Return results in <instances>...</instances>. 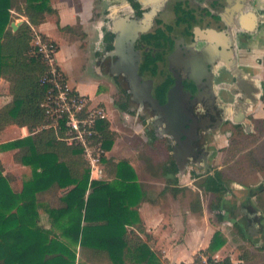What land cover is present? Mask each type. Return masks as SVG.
I'll return each instance as SVG.
<instances>
[{"label": "trees", "instance_id": "trees-1", "mask_svg": "<svg viewBox=\"0 0 264 264\" xmlns=\"http://www.w3.org/2000/svg\"><path fill=\"white\" fill-rule=\"evenodd\" d=\"M17 0H0V76L10 83L12 101L0 108V130L9 124L27 126L30 134L24 138L4 144L3 148H19L14 154L17 163L31 165L33 177L24 182L21 192L16 193L11 185L12 175L3 174L0 162V264H74L76 252L39 225V202L54 187L68 189L57 202H65L60 208H49L48 212L60 220L64 235L82 247L89 262L98 264H163L155 252L128 225L140 222L137 209H132L141 200V184L133 167L126 161L116 162L104 156L108 167L116 170L117 180L90 181V166L78 146L68 145L57 138L56 130L49 126L41 102L48 86L41 82L47 64L39 57L29 54L33 32L29 24H23L13 32L10 23V8ZM51 0H24L17 5L34 25L45 21L47 14H57L50 5ZM72 29L73 27H61ZM46 39V37H44ZM106 48L111 49L112 34L106 32ZM122 91L129 96L123 87ZM120 106L130 110L129 97ZM108 121L98 125L103 134L105 150L113 145ZM150 140L143 142L136 137L137 145L146 151L161 142L168 157L160 162L165 174H177L178 167L170 154L171 144L151 131ZM151 157V156H150ZM153 158V157H152ZM156 162V159H154ZM199 176V175H198ZM197 177V175L195 176ZM178 179L176 178V181ZM206 193L217 197L215 208H219L228 191L229 183L220 171L207 173L197 181ZM38 194H42V198ZM220 219L222 215H218ZM238 226L237 224H235ZM226 243L222 231L217 230L206 249L195 256L194 264L206 255L210 264H234L230 257L216 261L212 256ZM246 260H251L249 254Z\"/></svg>", "mask_w": 264, "mask_h": 264}, {"label": "crops", "instance_id": "crops-1", "mask_svg": "<svg viewBox=\"0 0 264 264\" xmlns=\"http://www.w3.org/2000/svg\"><path fill=\"white\" fill-rule=\"evenodd\" d=\"M74 1L51 0L50 5L53 9L57 10V14H47L44 22L39 25H34L17 8V5L24 6V0H17L15 1V6H11L10 8L9 25L12 27V31L15 32L23 24H29L33 32L32 45H34V35L36 33L43 38L46 37V39L55 41L58 46L57 65L65 74L69 86L81 94L88 95L94 104H100L107 109L108 119L106 121L109 123L108 129L112 135L113 145L111 149L106 150L105 157L106 159L113 158L116 162L126 160L135 170L137 182L141 184V200L137 206L131 207V210H138L140 222L128 225L127 229L140 235L163 264H194L195 256L209 246L214 233L217 230L221 231V229L215 230L214 225L206 220V206L204 202H177L175 197H173V202H163V196L169 194V192L178 193L181 189L188 187L190 183H194L198 191H202L203 189L197 185V181L202 179L207 172H199L191 166L185 165L182 170L178 168V172L175 175L165 174L159 167V164H161L159 162H164L165 158L168 157L166 152V157L163 160L156 159L150 152V148L143 151L137 145L136 137L142 139L143 142H147L150 139L139 131L133 133L123 132L126 122L130 120V117H134L135 108L129 107L130 110L122 108L120 104L124 101L115 105V102L109 99V93L101 89L104 78L108 77L102 65L101 57L106 46L105 34L110 31V28L107 27L104 19L100 17L101 14L96 4L97 0H77L78 4ZM57 20H59L61 27L70 26L73 28L60 29ZM14 22H19L16 28L12 26ZM242 23L243 63L256 68L264 80V0H257L256 8L243 13ZM248 29H252L253 31L249 32ZM71 57H76L77 59L80 57L82 60L85 58L88 60L87 65L92 63L93 75L92 78L89 77V80L86 81V85L73 79V60L71 61ZM80 62L82 63L81 60ZM91 90L92 93L89 92ZM12 99L13 96L10 92L9 81L0 76V108L9 104ZM108 105L112 107L113 111L109 110ZM140 111L142 110L137 108L136 113ZM255 118L264 121V101L257 107ZM115 121L120 123L119 128H114L113 123ZM3 133H15L17 135L9 141L21 139L30 134L27 126L14 123L0 130V137ZM258 134L261 139L260 143L257 144L259 150L256 147H252L251 152L241 156L238 152L245 147L246 144L243 143L239 146V149L229 153L231 157L239 155L232 163L237 170L240 171L243 169L248 171L251 167L264 169V163L262 161L264 157V124L260 126ZM57 138L60 139L59 133H57ZM18 150L19 148H13L4 152L0 151V162L4 169L3 173L4 175L13 176L10 179V185L16 193L22 191L27 178L18 176L16 172L10 170L11 168L8 169V166L13 165L14 168L19 165V167L22 166L25 169H29V166L17 163L14 160V154ZM254 151H256V154H254ZM9 153L12 154L11 163H9L5 156H8ZM224 154L220 153L214 160L215 163ZM259 156H262L260 161L257 160ZM154 159L159 162H155ZM103 163L105 166V177L101 180L108 182L117 180L116 170L109 168L104 159ZM215 170L220 171L223 178L229 181L227 182L230 183L232 191L225 195L219 208H215L217 202H211V205L215 209L217 216L222 215L223 221L226 219L231 220L233 225L237 227L238 231L236 232L249 241V246H239V249L243 250V253L241 252L238 261L240 263H250L252 261L246 260L245 257L246 254L253 255L250 250L257 252V247L264 252V211L253 199V195L264 192V183H257L253 180L257 174H260L259 172H251V177L248 182L239 178L238 184L231 185L230 180L226 178L222 170L219 168ZM163 175L167 176V178L164 179L162 177ZM196 175L197 177H195ZM176 178L178 179L177 181ZM67 191L68 189L54 187V190L48 191L45 194L46 199L40 200L39 202V225L50 232L49 235L51 238L57 236L64 239L61 236L63 230L58 223L59 221L65 223L68 218L62 216L60 220L55 219V216L51 215L48 209H57L65 206V202H57L58 199H55V197L60 196L62 198ZM38 195L42 198V194ZM232 213L235 214L234 217H232ZM256 215L259 218L255 224V232L245 230L244 233V230L242 231L243 224L247 223L248 226L251 221H255L254 217ZM222 220L220 219V222ZM226 244H228V241ZM66 245L69 246L68 244ZM71 249L76 252L77 258L81 262H84V264H98L89 262L86 259L80 244L75 243ZM225 251L226 247H222L213 256L219 260L230 257L234 264L239 263L235 260L234 253H226ZM202 256L203 254L200 255L201 258ZM202 262L203 260L201 259L199 264H203ZM106 264L109 263L106 262Z\"/></svg>", "mask_w": 264, "mask_h": 264}, {"label": "flooded vegetation", "instance_id": "flooded-vegetation-1", "mask_svg": "<svg viewBox=\"0 0 264 264\" xmlns=\"http://www.w3.org/2000/svg\"><path fill=\"white\" fill-rule=\"evenodd\" d=\"M97 2L110 28L113 45L111 49L104 47L101 62L107 76L120 84L123 101L129 97L130 108L141 109L130 94L122 91L126 75L118 69L119 56L106 55L114 49L122 26L129 31L138 25L145 27L136 39L129 40L127 49L131 44L132 49L126 53L132 52L130 57L136 58L138 75L152 83V94L160 104L169 101V92L177 80L182 83L174 117L183 126L173 129L163 116L160 117L163 125L159 126L155 123L158 119H153L144 108L150 116L148 124H152V129L147 130L148 139L151 131H155L161 140L171 144L172 152L175 138L167 132H173L182 141L179 154L187 156L183 165L212 174L217 171L214 160L220 153L234 152L243 143L245 147L238 152L241 156L251 152L252 147L259 150L258 131L264 121L255 117L257 107L264 101V80L256 68L243 63L242 52L243 13L256 8L257 0ZM121 13L128 17L125 22ZM251 169L240 170L246 182L251 172H259L255 167ZM229 188L226 195L232 191L230 183ZM263 193L253 195V199L264 211ZM258 218L256 215L248 226L244 223L242 231L250 230ZM255 224L250 232H255Z\"/></svg>", "mask_w": 264, "mask_h": 264}, {"label": "built area", "instance_id": "built-area-1", "mask_svg": "<svg viewBox=\"0 0 264 264\" xmlns=\"http://www.w3.org/2000/svg\"><path fill=\"white\" fill-rule=\"evenodd\" d=\"M57 52L55 41L45 39L37 33L34 35V45L29 54L41 58L48 67L41 77V82L48 86L41 107L49 126L59 133L60 139L82 149L90 166V181L101 180L105 177L103 159L106 150L98 125L108 119V111L104 106L94 104L88 95L69 86L65 74L57 65ZM201 259L203 264H210L207 256L203 255Z\"/></svg>", "mask_w": 264, "mask_h": 264}, {"label": "rangeland", "instance_id": "rangeland-1", "mask_svg": "<svg viewBox=\"0 0 264 264\" xmlns=\"http://www.w3.org/2000/svg\"><path fill=\"white\" fill-rule=\"evenodd\" d=\"M74 2L78 4L77 0H75ZM98 2L96 1V4ZM102 13H104V12H102ZM96 17H98V16L96 15ZM100 17L102 19H104L105 16H104V14H101ZM75 58L76 57H73V58L71 57V61L73 60L72 61L73 74H74L73 79L76 80L77 82L81 83V84L86 85V83H87L86 81L89 80V77L92 78L93 65H92V63L87 65L88 60L85 58H83V60L80 59V57L78 59L77 58L75 59ZM80 60L82 61V63L80 62ZM70 73H71V70H70ZM101 89L103 91H107L109 93V99L114 101L115 105H117V103H119V102H122L124 99L122 92H121L120 84L110 77L104 78ZM89 92L92 93V90ZM108 107H109L110 111H113L111 106L108 105ZM117 108H118V106H117ZM136 111H137V107L135 108V113H136ZM135 113H134V117L133 118L130 117V120L128 122H126L123 132L124 133L125 132H129V133L132 132L133 133L135 131H139L141 134L145 135V137L149 138V134H148L147 130L150 128L152 129V124H148V120L150 119L149 114L147 112H145V110L140 111L139 113L137 112L136 114ZM119 124L120 123L118 121H115L113 123L114 128H116V127L119 128ZM15 136H17L15 133H5V134L3 133V134H1L0 151L4 152V151H8L10 149H13V148H3L2 146L4 144L12 142L9 140L12 137L14 138ZM150 152L153 154V156L156 159H159V160H163L167 154V153L165 154L164 145L161 142H158V144L156 145L155 148H150ZM5 156L7 157V160L9 161V163H11L12 162V154L9 153L8 156L7 155H5ZM238 156L235 155V156L231 157L228 153H225L214 164L215 169L219 168L220 170H222L224 175H226V178H228L230 180L231 185L238 184L239 178H243V176H242L243 172L237 170L232 164L233 161L236 160ZM261 158H262V156H259V159H257V160L260 161ZM262 161L264 163V157L262 158ZM156 162H159V161H156ZM26 166H29L28 167L29 169H27V168L25 169L22 166L19 167V165L15 166L14 168H13V165L8 166V169L11 168L10 170H13V172H16L17 175L22 177V178L23 177L27 178L26 181H28L33 177V167L31 165H26ZM20 168H23V169H20ZM255 169H256V167H255ZM257 170H259L260 174H257L253 180H255V182H257V183H260V182L264 183V169L258 168ZM251 171H256V170L251 169ZM162 177L164 179L167 178V176H165V175H163ZM106 182H108V181H106ZM176 193L169 192V194H165L163 196L164 197L163 202H173V197H175V199H177V202H204L205 206H206L205 207L206 220L214 225L215 230L221 229V231H223L222 233H223L224 237L226 238V243L228 241V244L225 243L223 246V248L226 247L225 252L226 253H232V254L234 253L235 260L237 262H239L238 261L239 256L241 255V252L243 253V250L239 249V246H246V245L249 246V243H248L249 241L245 237L240 236L236 232V231H238L237 227H235L233 225V222L231 220L226 219L223 221L221 219L222 222H220V218L217 216L215 209L211 205V202H218L216 195L205 193L203 190L198 191V189L196 188L194 183H190L188 185V187H185V188L181 189V191H179L177 194ZM263 196H264V194H263ZM38 212H39V207H38ZM41 213H42V211H41ZM231 215H232V217H234L235 214L232 213ZM39 216H40V212H39ZM61 236L66 240H64L60 237H57V236H54L52 238H57L59 241L63 242L64 244L65 243L68 244L72 248V246L75 243H74V241H72L70 236L64 235L63 232H62ZM252 245H253V243H252ZM69 246H67V247L70 248ZM250 248H251V245H250ZM256 249L258 250L257 252L254 250H250L253 254L251 256L252 262H250V263H240L239 262L236 264H264V252H262V249H260V248L256 247ZM247 250H248V248H247ZM74 264H84V262H81V260H79L76 256Z\"/></svg>", "mask_w": 264, "mask_h": 264}, {"label": "water", "instance_id": "water-1", "mask_svg": "<svg viewBox=\"0 0 264 264\" xmlns=\"http://www.w3.org/2000/svg\"><path fill=\"white\" fill-rule=\"evenodd\" d=\"M124 13H121V15L123 16L122 21L125 22L128 17ZM18 25L19 22L12 23L13 28H16ZM144 29V25H138L129 31L130 29L122 26L116 37L114 49L106 52V55L119 56L118 69L122 70V72L126 75V79H123V81H126L125 88L131 94V100L136 103L141 108V110L147 108L149 113L152 114L153 119H158L155 122L157 125H163L160 118L163 116L165 120L167 119V123L170 127L173 129L178 128L183 126V124L176 121V117H174V115H176V112L178 111L177 92L181 90L180 88L182 83L177 80V83L169 92V101L166 104H160L158 99H156L152 94V83L143 81L138 75V64L136 62V58L130 57L132 52H130V55L126 53L127 50L131 51L132 49V44L131 46L129 45L130 47L127 49V43L129 40L136 39V37L139 35V31H143ZM248 31L250 32L253 30L248 29ZM167 135L175 138V146L173 148L172 154L174 155L179 170H182L184 166L183 163L187 157L180 155L178 152L179 145L182 144V141L173 132H167ZM254 224L255 222L250 226V230H253Z\"/></svg>", "mask_w": 264, "mask_h": 264}]
</instances>
